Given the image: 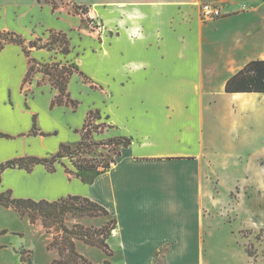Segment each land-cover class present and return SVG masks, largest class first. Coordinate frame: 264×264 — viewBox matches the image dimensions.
I'll return each mask as SVG.
<instances>
[{
	"label": "crops",
	"instance_id": "0c3cea01",
	"mask_svg": "<svg viewBox=\"0 0 264 264\" xmlns=\"http://www.w3.org/2000/svg\"><path fill=\"white\" fill-rule=\"evenodd\" d=\"M72 1L74 5L93 8L101 23L103 43L93 55L109 61L108 80L111 87L143 89L156 94L159 101H147L146 110L154 119L158 117L159 105H162L166 109L165 118L159 122V126L153 123L142 139H132L133 143L124 148L117 163L99 175L92 184H85L65 171L62 173L59 168L57 172L50 173L43 165H37L30 173L23 169L6 170L2 174L0 192L11 189L14 197L35 200H56L68 195L89 197L117 218L114 235H119L133 253L139 254L142 245L133 237L126 241L123 233L124 228L152 230L149 228V223H152L150 219H137L139 222L128 219L125 225L123 214L135 208L136 202L130 200V196L137 190L136 174L147 173L157 178L153 180H162L164 186L170 189L165 192L167 198L172 197L173 190L190 189L196 197L192 195V200L182 203V206L189 209L196 203L195 211L202 220L205 217L202 200L212 192L204 176L208 174L207 169L212 168L211 160L217 152L240 158L245 155L264 157V94H229L224 90L227 80L248 62L264 60V0H99L92 4ZM204 4L217 6L222 16L204 20L201 11ZM0 26H3L1 2ZM106 34H109L110 42ZM106 46L109 48L107 57L104 55ZM95 79L108 82L99 77ZM0 90V134L11 136L0 137V165L18 157H40L32 150L28 151L22 142L23 138L43 133L36 135L32 131L34 116L37 124L38 114H31L21 101H17L14 107L7 103L10 95L14 98V89L11 92L3 89L1 47ZM18 103L29 115L25 127L17 120L12 121L18 114ZM4 120L15 126L3 125ZM49 136L51 134L46 137ZM150 142L157 145L151 146ZM173 176L180 179L173 182L164 180ZM79 184L98 188L99 195L66 188ZM59 190L63 192L56 197L55 191ZM136 206L137 210L144 207L137 203ZM156 213L159 215V211ZM87 218L75 221L91 226L86 222ZM201 234L198 235V247L181 246L187 249L181 254H201ZM165 243L162 242L150 255L161 252ZM167 243L174 249L170 248L167 254L177 253L176 248L180 243L183 245L179 238ZM150 261L151 257L147 264H151Z\"/></svg>",
	"mask_w": 264,
	"mask_h": 264
},
{
	"label": "rangeland",
	"instance_id": "374dc122",
	"mask_svg": "<svg viewBox=\"0 0 264 264\" xmlns=\"http://www.w3.org/2000/svg\"><path fill=\"white\" fill-rule=\"evenodd\" d=\"M79 4H92L99 0H74ZM3 3V31L15 32L21 35L28 45L29 41L41 38L39 44L46 43L48 30L66 32L71 38L72 53L63 56L56 51L31 48V57L42 65L55 60L78 66L89 79L75 75L69 84L72 97L79 102L78 108L55 107L50 110V103L58 94L50 84L48 77L37 73L25 83L24 79L29 67V60L22 48L15 44L4 42L3 48V89L11 92L7 103L14 107L21 101L23 107L30 113L38 114V133L51 134L23 138L27 150H32L41 158L56 154L61 143L69 144L73 149L81 141L85 132L84 125L93 132L89 142L93 146L88 157L96 159L101 164L112 159H118L116 152L123 151L116 146L119 140L129 137L133 140L142 139L150 131L153 123L158 125L166 115L164 106L159 105L156 118H151L146 110V103H156L159 96L142 90L124 89L113 85L108 80L109 61L96 58L93 53L101 49L103 37L101 23L93 8L83 6L76 8L72 0H0ZM216 19V18H215ZM214 20V19H213ZM109 41V34H106ZM111 35V34H110ZM110 42V41H109ZM107 47V46H106ZM109 48H104L107 57ZM108 82H100L95 77ZM2 97L0 90V98ZM0 100V108H1ZM18 103L17 113L12 121H18L22 127L28 125L29 115ZM101 114L98 115L97 111ZM91 112H93L92 117ZM110 116V119L106 118ZM13 116V115H12ZM98 117H101L99 119ZM3 121V125L14 127L15 124ZM112 126V127H110ZM159 126V125H158ZM264 130V117L262 120ZM10 129V128H9ZM207 131V127H206ZM56 132V133H55ZM151 146L157 145L150 142ZM222 141L219 142V146ZM264 146V140H263ZM220 151V150H219ZM154 154V152H151ZM264 154V153H262ZM261 154V155H262ZM226 156L225 152H217L212 168H208L207 183L212 190L210 196L204 198L205 217L200 219L195 206H182L192 200L195 193L190 189L175 192L167 198L165 192L170 189L164 186L162 180H153L154 175L139 173L135 175V189L130 200L142 204V210L135 208L126 211L123 216L132 222L150 219L149 231L123 230L126 241L132 237L142 245L140 253L135 254L121 240L119 235L112 236L109 246L113 255H107L103 250L77 242V250L92 264H264V157ZM73 169L69 160L64 159ZM206 170V162L202 161ZM205 162V163H204ZM64 173V168L58 165ZM102 169V167L100 168ZM68 178H70L67 175ZM149 178V181L144 179ZM157 179V178H156ZM178 176L165 178L166 181H177ZM64 188V187H63ZM78 190L79 193L92 192L98 194V188L84 185L66 187ZM64 188V189H66ZM63 191H55V196ZM50 198H53L51 196ZM214 198V201H213ZM193 209V210H192ZM159 211V215L156 213ZM165 215V217H159ZM109 217L87 218L88 227H103L112 220ZM75 220H69L72 226ZM0 264H52L58 258L56 250H49L51 236L46 233L40 221L31 224L27 218H22L16 212L0 206ZM202 235L201 254H181L187 247H198V235ZM123 235V234H122ZM179 238L181 243L176 248L177 253L167 254L172 245L167 243ZM166 242L161 252L151 256L156 247ZM126 243V242H125ZM181 246L186 248H181ZM197 250V249H196ZM250 254V255H249ZM253 254V256H251Z\"/></svg>",
	"mask_w": 264,
	"mask_h": 264
},
{
	"label": "trees",
	"instance_id": "16d2710c",
	"mask_svg": "<svg viewBox=\"0 0 264 264\" xmlns=\"http://www.w3.org/2000/svg\"><path fill=\"white\" fill-rule=\"evenodd\" d=\"M76 8L82 6L75 5ZM1 48H4V42L15 44L22 48L24 55L29 60V69L25 76V83L32 76L41 73L48 77L50 84L57 90L58 94L51 102V109L55 107H72L74 110L78 108L79 102L72 97L69 90V84L75 75H80L86 79L89 77L78 66L69 61L62 62L55 60L51 63L42 65L36 59L31 57V48L37 50L47 49L56 51L63 56H69L72 53L71 38L66 32L48 30V38L46 43L41 45V38L29 41L15 32H5L0 30ZM30 46V47H29ZM226 93H261L264 94V60H252L248 62L242 70L229 78L224 88ZM98 115L101 112L98 110ZM93 112H91L92 117ZM101 119V117H98ZM110 119L109 115H106ZM90 124L84 125V133L81 135V141L73 149L69 144L61 143L58 151L52 157H18L11 159L0 165V184L2 182V174L8 169H23L32 172L37 165H43L48 172L55 173L58 171V165L64 168L69 176L80 179L85 184H92L95 179L106 173L113 164L117 163V159L106 161L101 164L94 158L88 157L93 146L97 144L89 142V138L93 132L88 128ZM112 127V126H110ZM33 133L38 134L36 116H34ZM41 135H49L41 133ZM0 137L11 138L10 135L0 134ZM132 139L124 137L119 140L116 146L128 148L132 144ZM117 158L122 155L121 151L116 152ZM64 159L70 161V168ZM102 167V169H100ZM0 205L7 209H11L22 218H27L31 224L40 221L46 233L51 236L48 244L49 250H56L58 258L52 264H92L87 258L80 254L77 250V242L97 247L103 250L107 255L112 256L108 240L112 232L117 229L118 220L112 217V220L103 227H88L81 223L68 225L69 220H78L81 218L109 217L110 211L103 205L93 201L89 197L81 195H68L56 200H35L32 198L14 197L13 191L7 189L0 192ZM3 230L0 234L7 233ZM250 255V254H249ZM253 256V254H251ZM28 264H31L29 262ZM106 264H110L106 261Z\"/></svg>",
	"mask_w": 264,
	"mask_h": 264
},
{
	"label": "built area",
	"instance_id": "2783aa9c",
	"mask_svg": "<svg viewBox=\"0 0 264 264\" xmlns=\"http://www.w3.org/2000/svg\"><path fill=\"white\" fill-rule=\"evenodd\" d=\"M201 11L204 20H213L222 16L221 9L212 4H204Z\"/></svg>",
	"mask_w": 264,
	"mask_h": 264
}]
</instances>
